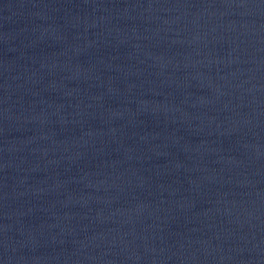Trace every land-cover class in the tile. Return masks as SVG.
<instances>
[{
	"label": "water",
	"instance_id": "1",
	"mask_svg": "<svg viewBox=\"0 0 264 264\" xmlns=\"http://www.w3.org/2000/svg\"><path fill=\"white\" fill-rule=\"evenodd\" d=\"M0 264H264V0H0Z\"/></svg>",
	"mask_w": 264,
	"mask_h": 264
}]
</instances>
